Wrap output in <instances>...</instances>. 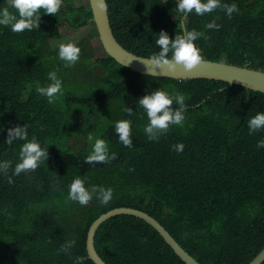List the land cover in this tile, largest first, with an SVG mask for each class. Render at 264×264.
<instances>
[{
    "label": "trees",
    "instance_id": "trees-1",
    "mask_svg": "<svg viewBox=\"0 0 264 264\" xmlns=\"http://www.w3.org/2000/svg\"><path fill=\"white\" fill-rule=\"evenodd\" d=\"M84 1L63 0L57 16L42 14L32 31L0 27V159L14 166L22 142L8 146L7 129L27 123L29 138L35 135L52 161L14 176L12 184L0 175V264H73L76 256L94 264L86 247L91 228L120 208L160 221L201 264H251L264 250V149L256 148L264 132L249 135L247 120L264 111V94L215 79H155L111 58L97 59L89 44L97 40L101 46L95 14L90 0ZM222 2H235L239 11L229 18L217 8L186 19L187 31L207 36L195 42L203 60L264 71V0ZM107 4L114 39L136 57L158 51L154 34L161 30L170 38L184 32L185 18L176 13L175 0ZM212 20L220 27L206 29ZM59 28H88L73 67H64L52 46L66 39ZM51 70L62 78L64 94L48 104L35 87L48 82ZM161 87L185 95V120L149 141L143 132L147 118L136 101ZM125 106L132 114L122 111ZM120 119L132 122L130 148L115 136L114 121ZM92 125L101 127L95 134L116 153L108 163L84 161ZM70 142L84 144L78 150ZM176 142L184 144L180 153L171 147ZM76 176L111 187L113 198L106 205L94 199L85 206L68 200V185ZM69 240H75L69 252H57ZM95 247L107 264H185L159 232L132 216L106 222Z\"/></svg>",
    "mask_w": 264,
    "mask_h": 264
},
{
    "label": "clouds",
    "instance_id": "clouds-1",
    "mask_svg": "<svg viewBox=\"0 0 264 264\" xmlns=\"http://www.w3.org/2000/svg\"><path fill=\"white\" fill-rule=\"evenodd\" d=\"M88 3L87 1L85 4ZM95 4L99 9L107 10L106 0H95ZM62 6L63 0H4L3 4H0V27H7L13 33H22L25 30L32 31L39 28L42 14L57 16ZM217 8L223 9L229 18H231L234 12L239 11L235 2L229 4L223 3L222 0H175V10L181 18H186L193 12L198 16H203L206 13L213 12ZM204 27L212 29L219 28L220 26L216 24L215 20H212L206 23ZM59 32L66 39L54 41L52 46L56 49L57 58L63 62V66L73 67L80 59L81 48L78 44L88 37V28L84 31L70 29V32L73 33L72 35L63 33L61 28H59ZM81 33L82 37H77ZM154 35V43L158 47V51L152 52L147 58L140 60L146 66V70L148 65H151L159 69L167 67L170 72L178 67L191 71L203 61L204 57L201 49L195 43L200 37L207 38L203 31L196 29L186 30L181 34L176 33L174 38H170L169 34L164 30ZM99 40L101 41L100 36ZM93 42L98 43L97 40H91L89 44L91 45ZM91 46L97 59H106L108 57L102 42L101 49L103 55H105L104 58L97 57L93 45ZM147 73L150 74L149 72ZM47 81L44 85L37 84L35 91L41 97L46 98L48 104H53L64 94L63 80L56 70H51L47 73ZM185 99L186 97L183 93L175 90L169 91L161 87L154 91H148L136 101L137 107L142 109L143 115L147 118V123L143 126V132L149 141H158L172 126H183L187 108ZM174 104L175 107L173 106ZM122 111L132 114L133 109L132 107L125 106ZM131 124L132 122L128 119L114 121L115 136L118 137V141L122 145L129 148L132 146ZM92 126V131H88L86 134L90 150L84 157V161L89 164L108 163L116 158V153L110 151L107 139L95 134L94 130L101 127ZM28 128L29 125L25 123L23 125L17 124L7 129L5 143L8 146H12L15 142H22L19 144L18 159L14 166L10 160L0 159V175L6 178L8 184L13 183L14 176H19L21 173L27 175L35 171L44 161L47 165L49 162H51L50 166L52 164L51 159L47 160L48 148L43 147L35 135L29 138ZM247 129L249 135L264 132V111H258L248 118ZM2 131L3 129L0 128V132ZM70 143L78 145V150L84 144ZM171 147L174 151L180 153L184 149V144L176 142ZM256 148L257 150L264 149V136L257 139ZM9 171H11V175L8 174ZM112 198L113 189L111 187L86 184L85 179H82L80 176L74 177L68 185L67 199L82 206L88 205L94 199L99 204L106 205ZM74 244L75 240L66 241L61 244L57 252L63 251L67 253ZM84 259L83 256H76L73 264H83Z\"/></svg>",
    "mask_w": 264,
    "mask_h": 264
},
{
    "label": "water",
    "instance_id": "water-1",
    "mask_svg": "<svg viewBox=\"0 0 264 264\" xmlns=\"http://www.w3.org/2000/svg\"><path fill=\"white\" fill-rule=\"evenodd\" d=\"M90 2L94 10L98 34L100 36L101 42L103 44L107 56L114 60L118 65L130 70L131 72L157 79H215L228 82L229 84H238L246 89L264 94V71L255 70L247 66H234L231 64H227L223 61L209 62L203 60L191 71H186L182 67H178L174 71L170 72L167 67L159 69L151 65H148L146 70V66L142 61H140L144 58L136 57L126 52L114 40L111 32L108 4L107 10L104 11L96 6L95 0H90ZM186 19L187 17L183 20V31H186ZM147 72H149L150 74H148ZM118 216H132L144 221L146 224L152 226L157 232H159L164 237L167 244L173 249L176 255L185 264H201L177 242V239L172 235V233L168 229H166V227L161 224V222H157L151 216L131 208H120L111 211L108 214L102 216L91 228L86 247L88 258L94 264H107L96 250V236L99 229L106 222ZM263 263L264 250L256 257V259L251 264Z\"/></svg>",
    "mask_w": 264,
    "mask_h": 264
},
{
    "label": "rangeland",
    "instance_id": "rangeland-1",
    "mask_svg": "<svg viewBox=\"0 0 264 264\" xmlns=\"http://www.w3.org/2000/svg\"><path fill=\"white\" fill-rule=\"evenodd\" d=\"M84 3H87V1H85ZM61 31L63 33H68L69 35H72L73 34L72 32H70L66 28H61ZM91 45H93V49L95 50L97 57H99V58H104L105 57V55H103V51L101 49V46L97 42H93V44H91ZM81 124H82V126L85 125L84 122H81Z\"/></svg>",
    "mask_w": 264,
    "mask_h": 264
}]
</instances>
